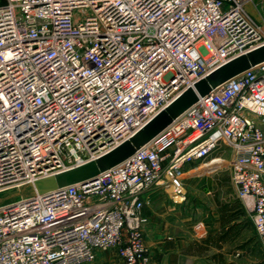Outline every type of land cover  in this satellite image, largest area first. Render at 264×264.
Instances as JSON below:
<instances>
[{"label":"built area","instance_id":"2783aa9c","mask_svg":"<svg viewBox=\"0 0 264 264\" xmlns=\"http://www.w3.org/2000/svg\"><path fill=\"white\" fill-rule=\"evenodd\" d=\"M260 2L261 12L254 0H0V264H84L108 249L119 264H149L150 195L183 200L191 167L227 149L264 249V63L198 97L95 181L31 194L264 45Z\"/></svg>","mask_w":264,"mask_h":264},{"label":"rangeland","instance_id":"374dc122","mask_svg":"<svg viewBox=\"0 0 264 264\" xmlns=\"http://www.w3.org/2000/svg\"><path fill=\"white\" fill-rule=\"evenodd\" d=\"M260 1L261 0H254L259 11L261 8ZM246 9L258 19V14L251 5H248ZM230 159V152L227 149L221 153L213 152L204 162H199V164L192 166V169H190L185 178L183 186L185 196L183 200L176 199L178 201L173 202L163 191L156 193V195H154L155 197H153L154 200H148L146 209L150 211L161 208V216L164 219H162V221H165L169 225L165 230L166 232L163 235V239L168 241H172V239L185 240V236H190L195 239L196 244L201 243L204 233L202 227H204L203 225L207 227V225L212 224L215 212L219 209V205L226 203L232 204L238 200L231 183V171L229 170ZM213 160L216 162L213 167L199 168L200 165V167L207 166V164L213 162ZM26 192L29 193L28 190H26ZM20 196L21 195H14L13 193H4L1 195V198L3 201H10L20 198ZM246 216L248 224L245 225L246 230L244 229L241 233L238 243L242 246L239 250L246 251L247 255H244L245 258L241 259L239 264H251L249 260L264 258V249L262 243L255 234L251 216L249 214H246ZM245 239L246 242H244ZM248 239L250 241H248ZM105 251H110V249L103 250L102 252ZM193 251L201 254V252L204 251L203 246L197 244V246L193 248ZM208 251L209 252L203 255L210 256L212 251ZM147 254L149 257V251Z\"/></svg>","mask_w":264,"mask_h":264},{"label":"water","instance_id":"95a60500","mask_svg":"<svg viewBox=\"0 0 264 264\" xmlns=\"http://www.w3.org/2000/svg\"><path fill=\"white\" fill-rule=\"evenodd\" d=\"M261 63H264V45L225 63V65L210 73L208 77L197 81L194 84V88L184 91L167 109L157 113L137 133L112 149L111 152L99 157L95 161L84 163L81 166L71 168L55 176L36 181L32 187L31 194L41 196L54 192L61 187L73 184L84 185L88 181H95L100 172L123 163L137 150L154 139L155 136L169 126L174 118L180 116L186 109L197 103L198 97L206 96L212 90L224 84L225 81Z\"/></svg>","mask_w":264,"mask_h":264},{"label":"crops","instance_id":"0c3cea01","mask_svg":"<svg viewBox=\"0 0 264 264\" xmlns=\"http://www.w3.org/2000/svg\"><path fill=\"white\" fill-rule=\"evenodd\" d=\"M251 7H253L254 11H256L253 4L251 5ZM249 13L251 14V12ZM256 13L258 14L257 11ZM253 16L256 18L255 15ZM215 163L216 162L213 160V162L207 164V166H202V167L199 166V168H205V167L211 168ZM160 191L161 190H156V192H153L150 195L149 199L154 200L153 198L155 197L154 195H156V193ZM226 205H229V203H226ZM220 206L221 204L219 205V207ZM240 208L242 211L244 210L242 209L241 204H240ZM145 213L147 217H149V224L145 230L146 233L144 237V243L148 247V251H149V257H148L149 258L148 260H150L149 264H220L218 259L215 260L212 258V255H216V254H221L222 258H224L226 263L239 264L241 259L245 258L244 255L245 254L247 255L246 251L244 252L239 250L240 245L238 243L239 240L238 236H233V237L230 236V238L227 241L223 243H219L221 244L220 248L218 247L213 248L209 246V250H211L212 253L210 254V256L203 255L209 252L207 250H204V248L207 247V245L203 243L204 240L207 237L215 236V234H217L221 230L220 229L221 215L219 213V209L217 212H215V217L212 224L207 225V227L203 225L204 227H202L204 230L203 238L201 239V243H197L200 244V246L201 245L203 246L204 251L201 252V254L193 251V248L196 247L197 244L195 242V239H193L190 236H185V240L172 239V241H168L163 239V235L166 232L165 230L169 225L165 221L164 222L162 221L163 218L161 216L162 213L161 208L157 210L148 211V209H146L145 207ZM245 213L248 214L247 212ZM246 217L247 216L245 215V219ZM245 227L246 226L244 227L240 226L242 230L241 233L244 231V229L246 230ZM244 242H246V239ZM249 262L251 264H264V258L259 260L256 259L249 260ZM86 264H119V263L116 259L115 251L110 249V251L98 252L96 254L95 260L92 261L91 263H86Z\"/></svg>","mask_w":264,"mask_h":264},{"label":"trees","instance_id":"16d2710c","mask_svg":"<svg viewBox=\"0 0 264 264\" xmlns=\"http://www.w3.org/2000/svg\"><path fill=\"white\" fill-rule=\"evenodd\" d=\"M240 201L236 200L234 203L226 205L223 204L219 207V213L221 215L220 217V231L215 234V236L207 237L204 240V244L207 245V247L204 248V250H209V246L213 248H220L219 243H223L227 241L230 236H238L241 235V228L240 226H245L248 224V221L245 219V211L241 210L240 208ZM248 241H250L248 239ZM242 246H240L241 248ZM213 259H218L220 264H229L226 263L224 258H222L221 254L212 255ZM232 264V263H230Z\"/></svg>","mask_w":264,"mask_h":264},{"label":"bare ground","instance_id":"6f19581e","mask_svg":"<svg viewBox=\"0 0 264 264\" xmlns=\"http://www.w3.org/2000/svg\"><path fill=\"white\" fill-rule=\"evenodd\" d=\"M203 165V164H202Z\"/></svg>","mask_w":264,"mask_h":264}]
</instances>
